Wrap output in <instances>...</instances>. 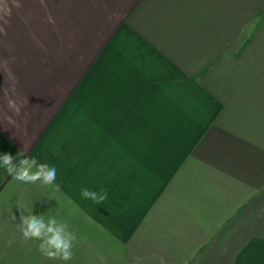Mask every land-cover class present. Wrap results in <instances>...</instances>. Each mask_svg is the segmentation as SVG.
<instances>
[{"label":"crops","instance_id":"0c3cea01","mask_svg":"<svg viewBox=\"0 0 264 264\" xmlns=\"http://www.w3.org/2000/svg\"><path fill=\"white\" fill-rule=\"evenodd\" d=\"M31 3L28 42L0 29V155L57 180L0 168V264H63L18 203L69 224L67 264H264V0Z\"/></svg>","mask_w":264,"mask_h":264},{"label":"clouds","instance_id":"9594fccd","mask_svg":"<svg viewBox=\"0 0 264 264\" xmlns=\"http://www.w3.org/2000/svg\"><path fill=\"white\" fill-rule=\"evenodd\" d=\"M0 168L4 169L13 180L23 184H39L45 188L56 186V167L39 162L37 158H29L23 152H20L18 157L10 153L0 155ZM81 197L102 204L108 198V193L104 189L93 191L83 188ZM16 206L20 209V230L25 242L39 241L38 250L48 260L67 264L73 259L74 247L78 240L67 222L58 220L54 216L45 218L43 215H37L33 213L32 207L25 208L19 203ZM12 219L15 220L16 217L13 215Z\"/></svg>","mask_w":264,"mask_h":264},{"label":"rangeland","instance_id":"374dc122","mask_svg":"<svg viewBox=\"0 0 264 264\" xmlns=\"http://www.w3.org/2000/svg\"><path fill=\"white\" fill-rule=\"evenodd\" d=\"M31 1L40 3V7L47 6V3L44 5L43 0H0V29L4 31L3 38L6 44L12 42L16 44L18 41L28 42L29 29L35 28L36 32L40 29L41 16ZM11 29H19L23 34L10 36L9 30ZM38 41L39 38H37V43Z\"/></svg>","mask_w":264,"mask_h":264}]
</instances>
